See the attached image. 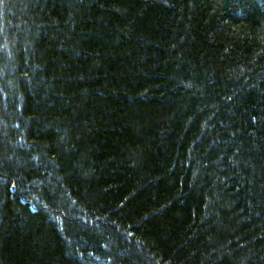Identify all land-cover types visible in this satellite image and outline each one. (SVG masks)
I'll use <instances>...</instances> for the list:
<instances>
[{"label": "trees", "instance_id": "1", "mask_svg": "<svg viewBox=\"0 0 264 264\" xmlns=\"http://www.w3.org/2000/svg\"><path fill=\"white\" fill-rule=\"evenodd\" d=\"M0 264H264V0H0Z\"/></svg>", "mask_w": 264, "mask_h": 264}]
</instances>
